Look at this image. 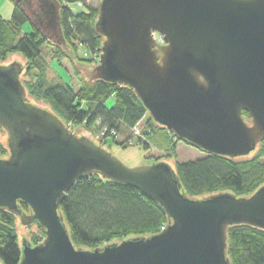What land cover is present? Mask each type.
<instances>
[{
	"label": "water",
	"instance_id": "obj_1",
	"mask_svg": "<svg viewBox=\"0 0 264 264\" xmlns=\"http://www.w3.org/2000/svg\"><path fill=\"white\" fill-rule=\"evenodd\" d=\"M96 30L104 39L96 79L132 89L175 140L231 159L264 141V0H101ZM155 34L166 44L161 57ZM22 73L19 63L0 64L9 150L0 158V210L45 238L35 246L23 239L20 264H232L228 229L264 230V185L249 197L190 198L167 162L131 169L28 102ZM93 174L136 188L169 224L150 237L76 248L60 210L75 183Z\"/></svg>",
	"mask_w": 264,
	"mask_h": 264
},
{
	"label": "trees",
	"instance_id": "obj_2",
	"mask_svg": "<svg viewBox=\"0 0 264 264\" xmlns=\"http://www.w3.org/2000/svg\"><path fill=\"white\" fill-rule=\"evenodd\" d=\"M82 1H14L10 20L0 14V64L13 55L23 56L27 61L22 78L27 101L45 104L66 125L72 128L84 126L95 133L107 131L106 142L111 132H115L116 137L127 135L131 139L132 130L148 116L143 136L152 146L175 154L179 141L150 117L132 89L81 77V67L94 60L80 57V48L99 54L104 43L96 30L99 7L79 12L72 10L71 7ZM24 26H31V32L27 33ZM44 47L49 49L56 62L67 61L74 67L80 82L78 90L68 83L51 84L43 56ZM243 115L250 122L249 114L244 112ZM160 133L162 140H158ZM111 138L116 143L115 137ZM146 144L143 143L145 147ZM8 156V146L0 142V158ZM175 172L190 198L224 192L249 197L264 185V141L251 157L231 159L207 155L200 160L177 164ZM20 205L29 212L26 205L21 202ZM60 214L73 245L89 250L128 238L150 237L161 233L169 224L166 211L158 203L132 186L104 180L99 174L75 183ZM17 219L8 211L0 210L1 264H20L22 244L16 229ZM227 234V255L232 264H264V230L239 225L230 227ZM44 238L45 232L37 226L28 242L35 246Z\"/></svg>",
	"mask_w": 264,
	"mask_h": 264
},
{
	"label": "rangeland",
	"instance_id": "obj_3",
	"mask_svg": "<svg viewBox=\"0 0 264 264\" xmlns=\"http://www.w3.org/2000/svg\"><path fill=\"white\" fill-rule=\"evenodd\" d=\"M14 1L18 2V0H0V13L1 15L8 17L5 20H10L12 18L13 10H14ZM100 1L101 0H94V2L90 4V6H86L84 9H79L74 6L71 8L74 12L84 11L89 7L97 8L100 6ZM30 27L24 26V28L28 31L27 33L31 32L32 28L30 29ZM154 38H155V49L159 57H161L162 56L161 49L166 44L165 42L163 43L158 42V39L162 38L160 35L157 34L154 36ZM42 50H43L44 60L46 62V65L48 66L47 77L51 82V84L58 85V84L68 83L72 85L75 88V90H78L80 88V82H79V78L75 76L74 67L67 61H63L61 63L56 62L53 59L47 47H44ZM79 53H80L79 54L80 57H86L89 60H91L93 57V54L88 50H86L84 47L80 48ZM13 63H19L22 66L23 68V73L21 75V81H22V78H24V71L27 61L21 55H13L8 61L2 63V65H9ZM98 66L99 63L93 61L89 63L88 66L81 67V77L87 81L96 80L97 77L96 69ZM112 102L113 101L111 100L108 103V105L110 106ZM38 106L42 108H47V106L43 103L39 104ZM147 119L148 116L140 124V129H141L140 136L135 131H132L133 137L131 139H128V137H126L127 135L126 136L120 135L116 137V135L111 134V136L115 137L116 143L113 141L111 136H109V138H107V141L105 142V137H107V134H104V131L102 133H95L94 131L91 130L88 131L87 129H85L84 126H80L77 128L71 127V130L78 137L81 136L86 137L91 141L95 142L97 145L103 147L104 149L115 155L120 161H122L127 167L131 169L149 166L158 162H167L175 170L177 164L200 160L208 155L204 151L199 150L183 142L177 144L175 154L167 153L163 150H160L152 146L150 142L147 140V138L144 137L142 134L145 129ZM7 138L8 135L6 131L0 128V142L7 145ZM162 139H163V134L160 133L158 140H162ZM143 143L145 144L147 143L146 144L147 148L143 145ZM251 155L249 156L251 157ZM16 229L20 238V242L21 244H23V239L24 241H29L31 239V235L37 231V226L36 225H31L29 227L24 226L21 220L17 219Z\"/></svg>",
	"mask_w": 264,
	"mask_h": 264
},
{
	"label": "built area",
	"instance_id": "obj_4",
	"mask_svg": "<svg viewBox=\"0 0 264 264\" xmlns=\"http://www.w3.org/2000/svg\"><path fill=\"white\" fill-rule=\"evenodd\" d=\"M92 2H94V0H84V1H82V2H78V3H76V4H75V7H76V8H79V9H84L86 6H90V4H91ZM158 42H160V43L162 42V43H163L164 41H163L162 38H160V39H158ZM92 58H93L94 61H99L100 58H101V52H100L99 54H98V53H94ZM140 124H141V123L137 124V125L135 126V128L132 130V131H135L139 136L141 135ZM104 134H107V131H104ZM111 134L116 135L115 132H111ZM163 229H165V228H163Z\"/></svg>",
	"mask_w": 264,
	"mask_h": 264
},
{
	"label": "crops",
	"instance_id": "obj_5",
	"mask_svg": "<svg viewBox=\"0 0 264 264\" xmlns=\"http://www.w3.org/2000/svg\"><path fill=\"white\" fill-rule=\"evenodd\" d=\"M1 14V13H0ZM4 19H7L8 17H5V16H3V15H1Z\"/></svg>",
	"mask_w": 264,
	"mask_h": 264
},
{
	"label": "flooded vegetation",
	"instance_id": "obj_6",
	"mask_svg": "<svg viewBox=\"0 0 264 264\" xmlns=\"http://www.w3.org/2000/svg\"><path fill=\"white\" fill-rule=\"evenodd\" d=\"M174 138V137H173ZM175 139V138H174ZM179 143H182L181 141H179Z\"/></svg>",
	"mask_w": 264,
	"mask_h": 264
}]
</instances>
